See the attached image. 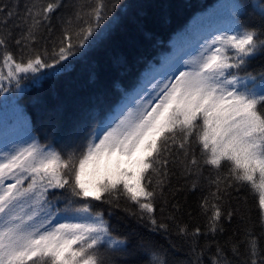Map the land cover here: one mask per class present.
Masks as SVG:
<instances>
[{
	"label": "snow or ice",
	"instance_id": "snow-or-ice-1",
	"mask_svg": "<svg viewBox=\"0 0 264 264\" xmlns=\"http://www.w3.org/2000/svg\"><path fill=\"white\" fill-rule=\"evenodd\" d=\"M116 7V0H27L21 16L18 0L11 7L0 0V95L19 93L25 79L55 78L73 58L87 56L111 34ZM228 8L225 27L192 53L173 52L159 67L148 62L134 95L117 85L121 102L90 108L61 148L29 136L0 149V264H189L170 262L160 238L173 250V235L191 241L195 253L199 238L225 231L234 216L227 198L244 188L257 197L260 231L244 230L241 264H264V66L249 71L264 60V3L235 0ZM249 15L258 19L242 23ZM53 18L60 36L51 50L47 43L38 48L43 33L56 30ZM115 63L128 70L123 57ZM175 168L191 179L192 191L210 170L199 203L203 230L170 216L173 233L157 216ZM122 201L144 231L114 234L106 212L121 210ZM231 252L240 256L239 243ZM211 264L233 261L217 244Z\"/></svg>",
	"mask_w": 264,
	"mask_h": 264
},
{
	"label": "trees",
	"instance_id": "trees-1",
	"mask_svg": "<svg viewBox=\"0 0 264 264\" xmlns=\"http://www.w3.org/2000/svg\"><path fill=\"white\" fill-rule=\"evenodd\" d=\"M19 12L23 15V7L27 0H18ZM117 7L113 12L117 23L113 25L111 34L85 57H76L67 65L65 71L55 78H45L34 82L32 78L21 82L22 91L16 90L0 95V149L4 145L22 142L35 136L41 144L57 149L69 139L74 123L90 108L108 109L121 102L119 87L125 88L131 95L142 84L147 76L148 62L160 66L161 59L173 52L180 55L189 49L197 39L208 36L217 28L225 27L229 22L228 6L235 0H116ZM250 5L251 0H246ZM264 3V0H259ZM3 4L13 5L16 0H2ZM248 12L252 9L249 6ZM59 15V13H58ZM258 19L249 15L242 19L247 22ZM15 23V17L9 27ZM56 30L43 33L38 48L45 43L51 50L52 42L60 36L59 23L53 18ZM20 34V29H13V40ZM9 41V50L19 56L20 50ZM195 51V50H194ZM191 50L188 53H192ZM123 57L127 61L128 70L118 66L115 61ZM264 66V60L253 61L249 71H258ZM39 101V102H38ZM197 153L199 149L197 148ZM210 170L205 168L196 191L190 190L191 179H184L178 168L170 178L165 189L168 204L163 213L157 205L158 218L169 223L174 233V223L168 219L174 216L181 224H187L189 230L200 226L203 230L206 218L201 215L199 203L207 194L206 177ZM173 204L179 205L174 211ZM126 205L121 202V210H116L109 217L114 234L121 235L130 229L144 231L142 225L134 217L128 216L122 209ZM107 208L106 205H99ZM226 208L234 212L231 222H225V231L215 238L201 237L195 242L196 252H192V242L176 239V250L169 248L168 241L160 238V244L168 249L170 262L186 261L197 264V253L203 250L199 264H211L219 244L225 255L233 264H241L245 257L243 240L244 230L256 226L259 229V208L257 197L247 188L239 192L233 191L227 198ZM239 243L240 256L231 252V245Z\"/></svg>",
	"mask_w": 264,
	"mask_h": 264
},
{
	"label": "rangeland",
	"instance_id": "rangeland-1",
	"mask_svg": "<svg viewBox=\"0 0 264 264\" xmlns=\"http://www.w3.org/2000/svg\"><path fill=\"white\" fill-rule=\"evenodd\" d=\"M204 38H205V37H204ZM204 38H199V39H197V41H196L192 46H190L189 49H187L186 51H184V52L181 54V56H184L186 53L190 52L191 50H193V52H194V50H196V49L198 48L199 44L203 41ZM185 58H186V57H185ZM4 94H6V93H4Z\"/></svg>",
	"mask_w": 264,
	"mask_h": 264
}]
</instances>
